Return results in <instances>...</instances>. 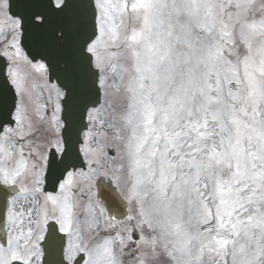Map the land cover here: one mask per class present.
<instances>
[{"label":"snow or ice","instance_id":"obj_1","mask_svg":"<svg viewBox=\"0 0 264 264\" xmlns=\"http://www.w3.org/2000/svg\"><path fill=\"white\" fill-rule=\"evenodd\" d=\"M0 264H264V0H0Z\"/></svg>","mask_w":264,"mask_h":264}]
</instances>
